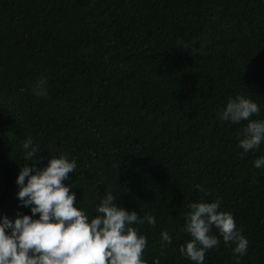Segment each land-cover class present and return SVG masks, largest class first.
I'll return each instance as SVG.
<instances>
[{
	"label": "trees",
	"instance_id": "trees-1",
	"mask_svg": "<svg viewBox=\"0 0 264 264\" xmlns=\"http://www.w3.org/2000/svg\"><path fill=\"white\" fill-rule=\"evenodd\" d=\"M41 77L46 96L33 92ZM237 94L264 118V0H0V216L31 214L15 182L31 137L38 166L76 160L64 183L89 218L107 192L156 218L134 224L146 264H194L179 246L201 197L246 236L239 264H264V143L244 152L243 122L219 117ZM204 264H235L231 246L220 238Z\"/></svg>",
	"mask_w": 264,
	"mask_h": 264
},
{
	"label": "clouds",
	"instance_id": "clouds-1",
	"mask_svg": "<svg viewBox=\"0 0 264 264\" xmlns=\"http://www.w3.org/2000/svg\"><path fill=\"white\" fill-rule=\"evenodd\" d=\"M33 92L47 95L46 78L35 81ZM261 111L253 99L237 94L219 113L223 120L243 122L238 147L244 152L259 149L264 143V118H253ZM22 147L24 159L31 163L19 166L16 195L31 214H17L14 219L0 216V264H146L142 253L147 238L134 224L146 220L155 226L153 215L141 217L135 210H126L112 192H107L96 206L97 214L89 218L76 206L72 185L64 183L75 171L76 160L61 152L48 156L46 165L40 167L35 163L39 148L32 138H25ZM253 166L264 167V155L256 157ZM196 188L205 195L208 192L203 185ZM187 209L184 230L190 239L179 246L181 255L194 264H204L206 251L222 238L226 246H231L235 264H239L247 252L248 240L232 213L221 208L219 198L207 201L201 197L190 202ZM160 235L163 242L171 244L172 236L167 230ZM152 264H159V259L154 257Z\"/></svg>",
	"mask_w": 264,
	"mask_h": 264
}]
</instances>
